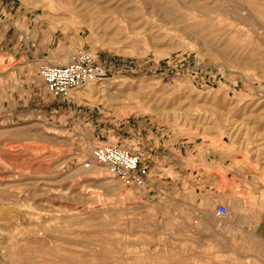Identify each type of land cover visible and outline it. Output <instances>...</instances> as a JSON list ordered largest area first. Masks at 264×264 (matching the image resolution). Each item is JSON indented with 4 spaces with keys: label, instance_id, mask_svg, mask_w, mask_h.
<instances>
[{
    "label": "rangeland",
    "instance_id": "374dc122",
    "mask_svg": "<svg viewBox=\"0 0 264 264\" xmlns=\"http://www.w3.org/2000/svg\"><path fill=\"white\" fill-rule=\"evenodd\" d=\"M51 1L0 0V264H264V0ZM78 51L109 75L53 96ZM107 143L144 186L84 166Z\"/></svg>",
    "mask_w": 264,
    "mask_h": 264
},
{
    "label": "built area",
    "instance_id": "2783aa9c",
    "mask_svg": "<svg viewBox=\"0 0 264 264\" xmlns=\"http://www.w3.org/2000/svg\"><path fill=\"white\" fill-rule=\"evenodd\" d=\"M110 73L97 54L78 51L66 64L45 63L40 66V76L47 90L53 96L71 100L73 91L90 83L104 79ZM104 166L108 172L125 185L142 187L145 185L149 168L142 156L114 143L98 146L92 157L84 163L86 168L93 165ZM229 214L228 207L220 205L219 217Z\"/></svg>",
    "mask_w": 264,
    "mask_h": 264
},
{
    "label": "bare ground",
    "instance_id": "6f19581e",
    "mask_svg": "<svg viewBox=\"0 0 264 264\" xmlns=\"http://www.w3.org/2000/svg\"><path fill=\"white\" fill-rule=\"evenodd\" d=\"M65 1V0H64ZM67 1H69V3H70V6H72V4H74L75 3V6H74V8H73V10L74 9H77V10H79V5H80V7H82V9H84V10H87L88 12L90 11V10H92V9H97V11H99L100 13H106V12H108L109 11V9H110V7L108 8V6H106L107 4H108V0H67ZM106 1H108L107 2V4L105 5L104 3H106ZM248 1H250V0H248ZM261 1V0H260ZM51 2H53V0L51 1ZM104 2V3H103ZM252 2H254V0L252 1L251 0V3ZM257 2H259V0L257 1ZM262 2H264V1H262ZM62 3V2H61ZM66 4V3H65ZM161 5H163V6H165V8H167V5H165L164 3H160ZM171 4V3H170ZM254 4H256V3H252V4H250V5H253L254 6ZM261 4V3H260ZM67 5H68V3H67ZM109 5V4H108ZM247 5V4H246ZM258 5H259V3H258ZM257 5V6H258ZM262 5V4H261ZM253 6H251V7H249V8H251L252 9V7ZM257 6H255V7H257ZM261 7L262 6H259V8L261 9ZM114 8V7H113ZM116 8H117V6L115 7V10H116ZM157 8V7H156ZM254 8V7H253ZM258 7H257V11H261V12H263L262 11V9L264 8V7H262V9L260 10ZM119 9V8H118ZM69 10V9H68ZM73 10H71L70 9V11H72L73 12ZM112 10V9H111ZM244 10H245V8H244ZM247 10V9H246ZM250 10V9H249ZM255 10V9H254ZM264 10V9H263ZM75 11V13L77 12L76 10H74ZM164 11V10H163ZM248 11V10H247ZM252 11H253V9H252ZM257 11H254V13L256 14H258V12ZM80 12V11H79ZM99 13V14H100ZM206 13V12H205ZM81 14H84V12L83 13H81ZM166 14V13H165ZM173 14V13H172ZM162 15H164V14H162ZM261 15V14H260ZM180 16V15H179ZM211 16V15H210ZM250 16V17H249ZM257 16V15H256ZM264 16V15H263ZM247 17H249V18H251V17H253V14L251 13L250 14V11H248V14H247ZM259 17V16H258ZM243 20V19H242ZM258 20V19H257ZM259 26V25H258ZM262 26V25H261ZM263 28H264V26H262ZM208 30V29H207ZM204 31V30H203ZM264 31V30H263ZM226 32V31H225ZM218 40V39H217ZM229 42V41H228ZM225 44V43H224ZM226 58V57H225ZM68 62V61H67ZM67 62H64V63H60V64H66ZM105 79V78H104ZM101 80H103V79H101ZM101 80H98V81H95V82H93V83H90V84H88V85H96V86H98V85H101L103 82H101ZM103 86V85H102ZM98 87H101V86H98ZM74 93V92H73ZM76 93H78V92H76ZM85 94V93H84Z\"/></svg>",
    "mask_w": 264,
    "mask_h": 264
}]
</instances>
